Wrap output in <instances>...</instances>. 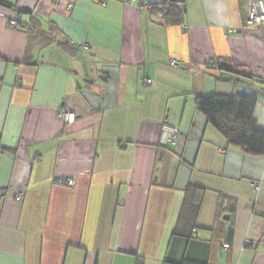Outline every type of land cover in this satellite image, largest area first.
Wrapping results in <instances>:
<instances>
[{
    "label": "crops",
    "instance_id": "obj_1",
    "mask_svg": "<svg viewBox=\"0 0 264 264\" xmlns=\"http://www.w3.org/2000/svg\"><path fill=\"white\" fill-rule=\"evenodd\" d=\"M161 1L0 0V264H264V154L196 106L253 97L264 130V24L252 0H175L166 24Z\"/></svg>",
    "mask_w": 264,
    "mask_h": 264
},
{
    "label": "trees",
    "instance_id": "obj_2",
    "mask_svg": "<svg viewBox=\"0 0 264 264\" xmlns=\"http://www.w3.org/2000/svg\"><path fill=\"white\" fill-rule=\"evenodd\" d=\"M175 0H162L156 5L146 6L151 14L161 13L164 23L175 24L180 21L181 11L175 7ZM255 98L237 93H215L200 96L196 100L197 109L207 121L220 131L227 142L239 146L252 155L264 154V130L257 127L252 110ZM189 190V189H188ZM188 190L185 195L188 196ZM185 198L183 210L189 214L194 205ZM195 209V207H194ZM184 213V212H183ZM174 234H179L177 230ZM162 264H205L183 258L180 261L165 259Z\"/></svg>",
    "mask_w": 264,
    "mask_h": 264
},
{
    "label": "built area",
    "instance_id": "obj_3",
    "mask_svg": "<svg viewBox=\"0 0 264 264\" xmlns=\"http://www.w3.org/2000/svg\"><path fill=\"white\" fill-rule=\"evenodd\" d=\"M55 4H62L65 3L64 0H53ZM68 8L72 7V4H67ZM18 19H12L10 21V24L12 26H17ZM246 24L252 25V26H260L264 24V1L263 0H252L246 9ZM28 29H32L33 27L28 25ZM170 65L174 67H179V63L176 60H170ZM145 83L150 85L151 80L145 79ZM59 117L66 123H73L75 120V115L72 110H70L66 106H62L58 110ZM162 134H161V140L165 143L167 141L169 142H175V137L178 133V129L172 126H169L167 124L162 125L161 127ZM56 183L60 185H66V186H72L74 184V178L73 176H64L59 177L56 179ZM250 185L253 189L259 188V182L251 181ZM18 195H16L17 197ZM225 248L229 247V244H223Z\"/></svg>",
    "mask_w": 264,
    "mask_h": 264
}]
</instances>
